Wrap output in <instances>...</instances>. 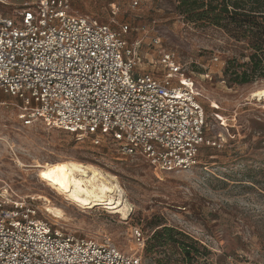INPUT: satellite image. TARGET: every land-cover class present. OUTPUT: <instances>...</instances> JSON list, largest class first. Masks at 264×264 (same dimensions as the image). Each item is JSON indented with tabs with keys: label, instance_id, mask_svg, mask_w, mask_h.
Instances as JSON below:
<instances>
[{
	"label": "rangeland",
	"instance_id": "374dc122",
	"mask_svg": "<svg viewBox=\"0 0 264 264\" xmlns=\"http://www.w3.org/2000/svg\"><path fill=\"white\" fill-rule=\"evenodd\" d=\"M6 1H0V13L24 9ZM68 1L76 13L94 15L116 31L128 25L125 36L137 48L141 69L158 73L160 53H174L199 93L207 136L221 146L203 145L190 169L155 170L144 158L122 156L109 143L94 145L43 123L24 127L16 118L18 108L10 105L0 110V192L30 200L40 217L83 235L110 237L141 264H159L157 258L160 264H186L177 248L146 253V242L160 224L196 242L200 255L194 264H264V96H254L264 90V78L234 84L225 74L230 59L248 62L246 43L226 28L189 22L176 10V0ZM62 160L94 165L111 177L128 215L77 206L41 181L37 164ZM39 195L61 207L67 220L49 215Z\"/></svg>",
	"mask_w": 264,
	"mask_h": 264
},
{
	"label": "built area",
	"instance_id": "2783aa9c",
	"mask_svg": "<svg viewBox=\"0 0 264 264\" xmlns=\"http://www.w3.org/2000/svg\"><path fill=\"white\" fill-rule=\"evenodd\" d=\"M14 1L24 9L0 13V110L16 106L22 126L43 123L94 145L109 143L166 172L195 166L205 144L221 146L207 136L199 93L174 53H160V72L144 70L125 36L128 25L116 31L76 13L68 0ZM0 264H141V258L0 192Z\"/></svg>",
	"mask_w": 264,
	"mask_h": 264
},
{
	"label": "trees",
	"instance_id": "16d2710c",
	"mask_svg": "<svg viewBox=\"0 0 264 264\" xmlns=\"http://www.w3.org/2000/svg\"><path fill=\"white\" fill-rule=\"evenodd\" d=\"M176 3V10L189 22L202 21L226 28L238 41L246 43L250 50L248 62L240 63L233 58L226 65L230 83L247 84L264 78V0H176ZM157 227L146 242V253L162 254L164 250L177 248L186 264L198 261L200 254L194 240L174 227L163 224ZM155 260L162 262L161 258Z\"/></svg>",
	"mask_w": 264,
	"mask_h": 264
},
{
	"label": "bare ground",
	"instance_id": "6f19581e",
	"mask_svg": "<svg viewBox=\"0 0 264 264\" xmlns=\"http://www.w3.org/2000/svg\"><path fill=\"white\" fill-rule=\"evenodd\" d=\"M254 96L262 98L264 90L254 92ZM37 167L41 181L71 203L80 207L103 206L114 212L122 211L124 217L128 215L122 208V198L114 195L118 186L98 167L75 160L39 163ZM39 199L46 202L45 211L53 218H65V211L54 205L49 197L39 195Z\"/></svg>",
	"mask_w": 264,
	"mask_h": 264
},
{
	"label": "crops",
	"instance_id": "0c3cea01",
	"mask_svg": "<svg viewBox=\"0 0 264 264\" xmlns=\"http://www.w3.org/2000/svg\"><path fill=\"white\" fill-rule=\"evenodd\" d=\"M0 1H4V2H6L7 3V1L6 0H0ZM1 14H3V13H1ZM7 15V14H6Z\"/></svg>",
	"mask_w": 264,
	"mask_h": 264
}]
</instances>
